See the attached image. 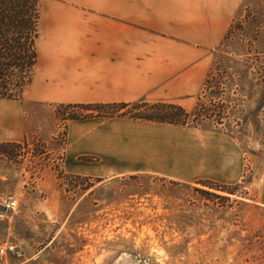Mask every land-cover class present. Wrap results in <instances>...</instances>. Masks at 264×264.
Here are the masks:
<instances>
[{
  "label": "rangeland",
  "instance_id": "rangeland-1",
  "mask_svg": "<svg viewBox=\"0 0 264 264\" xmlns=\"http://www.w3.org/2000/svg\"><path fill=\"white\" fill-rule=\"evenodd\" d=\"M188 3L189 13L199 8ZM218 3L202 0L204 14L214 13L210 31L219 39L188 110L198 103L200 122L224 134L229 150L214 151L225 142L203 137L198 156L194 150L185 163L194 172L187 176L183 170L105 178L70 173L71 120L57 104L50 132L0 150V244L21 249L0 264H264V207L256 203L264 148V0H235L227 12ZM9 200L13 208L6 207Z\"/></svg>",
  "mask_w": 264,
  "mask_h": 264
},
{
  "label": "crops",
  "instance_id": "crops-1",
  "mask_svg": "<svg viewBox=\"0 0 264 264\" xmlns=\"http://www.w3.org/2000/svg\"><path fill=\"white\" fill-rule=\"evenodd\" d=\"M188 1L40 0L34 73L23 96L0 98V142L44 136L57 104L165 101L188 110L207 75L211 46L219 39L210 31L214 13L204 14L202 0H195L199 8L189 13ZM218 1L219 12L235 10V0ZM189 128L118 116L71 120L68 171L105 178L183 170L187 176L194 172L185 163L194 150L198 156L203 137L227 143L219 140L223 144L212 150H229L221 132ZM262 151L256 203L263 208ZM80 156L99 160L86 162Z\"/></svg>",
  "mask_w": 264,
  "mask_h": 264
},
{
  "label": "trees",
  "instance_id": "trees-1",
  "mask_svg": "<svg viewBox=\"0 0 264 264\" xmlns=\"http://www.w3.org/2000/svg\"><path fill=\"white\" fill-rule=\"evenodd\" d=\"M39 20L40 0H0V98L18 99L25 86L31 82L37 62ZM59 109L69 111L66 116L68 120L91 116H122L133 120L215 131L211 126L200 122L198 103L192 110L172 102L143 100L131 103L59 104L57 110ZM80 110L84 113H78ZM217 122L220 123L219 120ZM16 144L0 142V150L7 153V148ZM73 177L79 178L78 175ZM203 183L211 185V182Z\"/></svg>",
  "mask_w": 264,
  "mask_h": 264
},
{
  "label": "built area",
  "instance_id": "built-area-1",
  "mask_svg": "<svg viewBox=\"0 0 264 264\" xmlns=\"http://www.w3.org/2000/svg\"><path fill=\"white\" fill-rule=\"evenodd\" d=\"M6 207L13 208L15 206V201L9 200L6 202ZM7 255L20 256L21 249L18 245L14 243L5 242L0 244V258H6Z\"/></svg>",
  "mask_w": 264,
  "mask_h": 264
},
{
  "label": "water",
  "instance_id": "water-1",
  "mask_svg": "<svg viewBox=\"0 0 264 264\" xmlns=\"http://www.w3.org/2000/svg\"><path fill=\"white\" fill-rule=\"evenodd\" d=\"M2 208L0 207V210H1Z\"/></svg>",
  "mask_w": 264,
  "mask_h": 264
}]
</instances>
